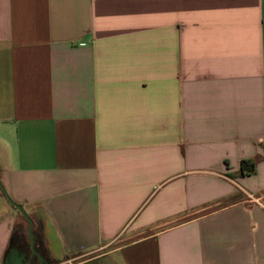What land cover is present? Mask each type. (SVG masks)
<instances>
[{
	"label": "crops",
	"instance_id": "0c3cea01",
	"mask_svg": "<svg viewBox=\"0 0 264 264\" xmlns=\"http://www.w3.org/2000/svg\"><path fill=\"white\" fill-rule=\"evenodd\" d=\"M0 181V264H264V0H0Z\"/></svg>",
	"mask_w": 264,
	"mask_h": 264
},
{
	"label": "water",
	"instance_id": "95a60500",
	"mask_svg": "<svg viewBox=\"0 0 264 264\" xmlns=\"http://www.w3.org/2000/svg\"><path fill=\"white\" fill-rule=\"evenodd\" d=\"M0 189L2 190L3 194L5 195L7 201L14 207L16 208L19 213L28 221L29 225H30V229H29V236H30V241H31V256H36V258H38V253L35 252L34 250V238H33V227H34V223L32 221V219L27 215V213L25 212V210L17 205L15 202L12 201V199L9 197V195L7 194V192L5 191L4 187L2 186L1 184V181H0ZM26 256V255H23V257ZM30 263L29 264H36V260L34 259L33 262H32V257H30Z\"/></svg>",
	"mask_w": 264,
	"mask_h": 264
},
{
	"label": "trees",
	"instance_id": "16d2710c",
	"mask_svg": "<svg viewBox=\"0 0 264 264\" xmlns=\"http://www.w3.org/2000/svg\"><path fill=\"white\" fill-rule=\"evenodd\" d=\"M242 166L245 174L251 175L255 172V164L251 161L244 162Z\"/></svg>",
	"mask_w": 264,
	"mask_h": 264
},
{
	"label": "rangeland",
	"instance_id": "374dc122",
	"mask_svg": "<svg viewBox=\"0 0 264 264\" xmlns=\"http://www.w3.org/2000/svg\"><path fill=\"white\" fill-rule=\"evenodd\" d=\"M0 195L2 196V198H1V200L3 201V202H5V199H6V197H5V195L3 194V192L1 191V189H0ZM7 200V199H6Z\"/></svg>",
	"mask_w": 264,
	"mask_h": 264
},
{
	"label": "built area",
	"instance_id": "2783aa9c",
	"mask_svg": "<svg viewBox=\"0 0 264 264\" xmlns=\"http://www.w3.org/2000/svg\"><path fill=\"white\" fill-rule=\"evenodd\" d=\"M72 262H73V261H69L68 263H70V264H71Z\"/></svg>",
	"mask_w": 264,
	"mask_h": 264
},
{
	"label": "flooded vegetation",
	"instance_id": "af4514ba",
	"mask_svg": "<svg viewBox=\"0 0 264 264\" xmlns=\"http://www.w3.org/2000/svg\"><path fill=\"white\" fill-rule=\"evenodd\" d=\"M34 259H32V261H33Z\"/></svg>",
	"mask_w": 264,
	"mask_h": 264
}]
</instances>
